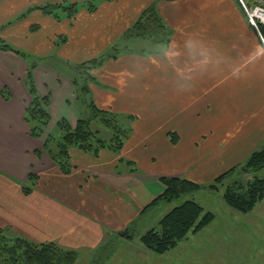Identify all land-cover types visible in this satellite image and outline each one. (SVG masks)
<instances>
[{"label":"crops","instance_id":"0c3cea01","mask_svg":"<svg viewBox=\"0 0 264 264\" xmlns=\"http://www.w3.org/2000/svg\"><path fill=\"white\" fill-rule=\"evenodd\" d=\"M89 1L0 0V38L15 39L34 57L56 50L62 62L61 69L40 63L34 70L51 115L36 139L23 118L30 101L23 84L27 63L0 50V231L80 251H95L121 234L131 239L142 210L163 191L160 177L182 176L193 164L232 166L241 160L236 156L264 144V46L237 0H95L88 11ZM60 3L76 4L77 12L60 9L52 16L36 9ZM151 4L170 30L167 49L121 52L92 71L95 104L134 116L131 133L118 153L72 149V168L63 173L41 148L58 121L75 127L81 115L69 79L78 62L70 58L108 52ZM235 27L242 31L238 38L231 37ZM211 249L208 244L205 264H212Z\"/></svg>","mask_w":264,"mask_h":264},{"label":"trees","instance_id":"16d2710c","mask_svg":"<svg viewBox=\"0 0 264 264\" xmlns=\"http://www.w3.org/2000/svg\"><path fill=\"white\" fill-rule=\"evenodd\" d=\"M94 1L88 2V11H93L96 8ZM65 2L66 0H62V3ZM62 3L36 9L52 16H56L55 14L61 9L68 16H74L77 12L76 4L65 7ZM259 31L264 39V24L259 25ZM169 37V28L158 14L156 6L151 4L138 16L122 37V43H124L122 49L117 48L115 44L108 53L72 66L73 72L69 79L76 90V103L80 106V110L82 107H86L89 112L87 117L79 115L75 127H70L64 119L58 121L56 131L50 133L42 145V151L63 173L70 172L72 168L69 152L71 148L94 155L102 149L118 153L131 132L129 126L119 125L117 112L95 104L90 85L98 84V82L92 71L100 67L104 61L115 59L121 52L132 53L127 48L132 42L147 41L166 47ZM0 50L12 52L27 63L23 84L30 101L26 105L23 118L29 127L30 135L39 139L43 136L51 119L49 97L39 95L34 81V70L42 63V58H32L27 52L13 48L1 38ZM65 65L71 67L69 64ZM9 94L7 89L1 91L5 100L10 98ZM133 119L134 116H127L128 122ZM94 124L101 127L102 130L98 127H94V130ZM172 142L175 140L173 139ZM246 160L244 165L239 168L233 166L231 170L217 178V183H222L233 171L239 169L238 178L227 185L225 189L224 200L230 207L243 213L251 211L264 198V144L252 151ZM120 161L123 162V159ZM125 164L130 165L131 163L125 162ZM247 174L251 175L248 179L245 176ZM28 179L33 183L36 180V175L30 174ZM160 182L163 185V191L142 210V213L161 202L170 203L184 194L200 189V185L196 182L182 176H162ZM212 187L216 188V186ZM24 191L26 194L30 192L29 189ZM213 219L214 215L204 212L198 203L193 200H185L168 209L155 226L150 227L140 236V242L146 249L156 254H164L174 248L180 240L186 238L189 232L199 231L209 225ZM3 231H0V264H73L77 257V251L74 249L64 248L54 242L33 243L21 236H9ZM120 238L126 239L121 235ZM111 244L112 242L105 245ZM105 245L97 251L101 250L109 254L110 250L109 248L105 250Z\"/></svg>","mask_w":264,"mask_h":264},{"label":"rangeland","instance_id":"374dc122","mask_svg":"<svg viewBox=\"0 0 264 264\" xmlns=\"http://www.w3.org/2000/svg\"><path fill=\"white\" fill-rule=\"evenodd\" d=\"M242 13L245 21H247L243 11ZM231 31L234 33L231 36L232 38L235 36L238 38L242 33L238 27L231 28ZM227 32H229V29H227ZM5 40V43L11 45L13 48L20 49V51L25 50V46L18 45L15 39L6 38ZM232 41L233 39H231L230 43ZM115 44L119 49H122L121 47L124 45L122 41H118L112 47ZM234 46L235 43H232V47ZM127 48L134 55L140 56L151 53H162L167 49V47L147 41L132 42ZM108 52L106 51L105 53ZM27 54L30 56L29 53ZM56 54V50H53L52 57L42 58V63L61 69L62 62L59 57H56ZM32 56L34 58V55ZM70 59L75 64V61L81 63L85 61L83 59L87 60L88 58L80 53L78 56H75L73 59L71 57ZM88 112L89 110L86 107L81 108L82 116L87 117ZM118 122L119 125L129 126L132 130V124L128 122L127 114H119ZM198 125V122H196L195 127H198ZM94 127L101 129L96 124L93 125V129L95 130ZM199 134L198 139L200 138ZM193 136L191 135L189 140H192ZM170 137L176 141L173 136ZM198 141H201V139ZM72 149L76 148H71L69 152ZM43 153L47 155L44 151ZM248 156L249 154L246 156H236L235 161L241 160L234 162L232 166L229 165L232 161H228L225 166H223L224 163H220L219 167L223 166V168L215 170L211 167H203V164L190 165L182 177L188 178L200 185L198 191L184 194L170 203L161 202L159 205L145 211L138 219L136 225L138 227L130 233L132 235L131 239L114 236L112 244L105 245V250L107 248L110 250L109 254L101 250L97 251L98 249L95 251L75 250L77 251V257L73 264H205L206 246L208 244L212 246L210 253L212 264H264V198L251 211L243 213L230 207L224 200L225 189L227 185L238 178L239 169L233 171L222 183H217V178L231 170L233 166L239 168L244 165ZM245 176L246 179L251 177L248 174ZM212 186H216V188ZM185 200H193L204 209V212L212 213L214 215L212 223L197 232H189L186 238L180 240L174 248L164 254H156L146 249L140 242V236L147 229L157 224L160 218L167 213L169 206L178 205ZM7 235L11 236L10 234ZM229 255L233 256L234 260L228 261Z\"/></svg>","mask_w":264,"mask_h":264},{"label":"built area","instance_id":"2783aa9c","mask_svg":"<svg viewBox=\"0 0 264 264\" xmlns=\"http://www.w3.org/2000/svg\"><path fill=\"white\" fill-rule=\"evenodd\" d=\"M237 1L245 14L247 23L259 34L260 40L264 46V39L259 31V25L264 24V0H256L252 4H248L246 0Z\"/></svg>","mask_w":264,"mask_h":264},{"label":"water","instance_id":"95a60500","mask_svg":"<svg viewBox=\"0 0 264 264\" xmlns=\"http://www.w3.org/2000/svg\"><path fill=\"white\" fill-rule=\"evenodd\" d=\"M121 235L123 236L124 234H121ZM125 236H126V237H128V236H129V237H131L130 235H128V236H127V235H125Z\"/></svg>","mask_w":264,"mask_h":264}]
</instances>
